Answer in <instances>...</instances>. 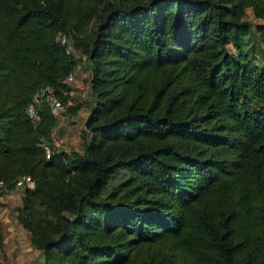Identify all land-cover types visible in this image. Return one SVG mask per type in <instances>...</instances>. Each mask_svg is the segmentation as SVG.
Masks as SVG:
<instances>
[{"label":"trees","instance_id":"1","mask_svg":"<svg viewBox=\"0 0 264 264\" xmlns=\"http://www.w3.org/2000/svg\"><path fill=\"white\" fill-rule=\"evenodd\" d=\"M254 32L264 43V0H0V180L39 264H264ZM72 51L94 103L81 148L46 158L57 118L25 107L48 86L75 113Z\"/></svg>","mask_w":264,"mask_h":264},{"label":"crops","instance_id":"2","mask_svg":"<svg viewBox=\"0 0 264 264\" xmlns=\"http://www.w3.org/2000/svg\"><path fill=\"white\" fill-rule=\"evenodd\" d=\"M76 82L74 83V86L78 85V83ZM74 91L75 90H72L70 86V97L68 100V104L70 105L78 103L75 100L77 99V94H75ZM83 99L85 98H82V102L79 101V106L73 115L69 116L65 113H61V115L56 119V124L51 131V134L59 139L60 145L65 149L74 146L75 144L73 145L72 143H76V139L80 140L81 144L80 135L75 134L74 131L76 127H78L80 130L82 129V122L87 116L89 107H91L94 103L92 96L89 101H83ZM67 123H71L70 129L68 128ZM74 137H76V139H74ZM74 148L77 150L80 149L76 148L75 146ZM13 193L16 196L14 194H2V196L0 195V208L4 206L9 207L13 212V208L20 204V191H15ZM3 202H5L6 204H2ZM13 217L15 224L18 225L21 231H19L17 235L13 234L10 240H5V231L1 226L0 264H39L41 261L40 251L30 244L29 233L20 226L15 218L14 213ZM0 223H2L3 226H6V223L4 221L0 220ZM25 237L27 238V240H25Z\"/></svg>","mask_w":264,"mask_h":264},{"label":"rangeland","instance_id":"3","mask_svg":"<svg viewBox=\"0 0 264 264\" xmlns=\"http://www.w3.org/2000/svg\"><path fill=\"white\" fill-rule=\"evenodd\" d=\"M247 19L250 20L254 26V24H258L260 23L259 21L255 20L252 15L250 10H248L247 13ZM59 41H62V36H57L56 37ZM65 38V37H64ZM245 45V47H244ZM244 50L246 51V54L248 57H250V59L256 63H260L262 61V52L264 51V43L261 42V38L259 36V34L257 32H254L252 35H250V37L248 39H245L244 41ZM68 50H70V48H67ZM233 51H235V49H231ZM74 53L75 56H77L78 61H77V65L73 70V78L71 81L68 82V84L71 86L72 90H75L74 93L77 94L75 99L76 102L79 103V101L82 102V98L84 97L85 99H83V101H89V99L91 98V94L88 88V73L86 70V64H85V58L83 55H80L77 51H72ZM237 52V51H235ZM77 81V82H76ZM78 83V85L74 86V83ZM68 124V128L70 129V125L71 123H67ZM75 134L80 135L79 133H81V130L76 127L75 129ZM75 136V135H74ZM74 139H76V137H74ZM77 142H73L72 144L76 147V148H81V144H80V140L76 139ZM74 146H71V148L75 149ZM123 173L119 174L118 176H116L113 180L112 183H116L118 181H120L123 178ZM14 193H11L10 195H13ZM15 195V194H14ZM2 196V195H1ZM0 196V197H1ZM16 196V195H15ZM13 202V201H11ZM2 204H6L5 202H3ZM13 213L12 209L9 207H1L0 208V220L4 221L6 223V226H3L2 223H0V229L2 226V229L5 231V240H10L11 236H13V234H18L19 231H21V229L18 227V225L15 224L14 222V217H13ZM25 240H27V238L25 237Z\"/></svg>","mask_w":264,"mask_h":264},{"label":"built area","instance_id":"4","mask_svg":"<svg viewBox=\"0 0 264 264\" xmlns=\"http://www.w3.org/2000/svg\"><path fill=\"white\" fill-rule=\"evenodd\" d=\"M63 37V36H62ZM64 41V37L62 38V41ZM73 71H70L65 76V81L69 82L73 78ZM45 101L48 106L50 113L53 117L58 118L61 115V112L64 109V105L61 103L59 98L53 93L52 88L45 86L35 92L30 100V102L25 107V114L30 119L31 122H36L38 119V113L36 111V107L41 101ZM60 146L59 139L50 134V140L48 142H45L42 144L43 152L45 157H49L50 153L53 149L58 148ZM33 181L29 174L23 173L20 174L14 181V190H20L25 187H32ZM14 192V191H13ZM13 192H10L8 189H6L3 182L0 180V195L2 194H11Z\"/></svg>","mask_w":264,"mask_h":264}]
</instances>
